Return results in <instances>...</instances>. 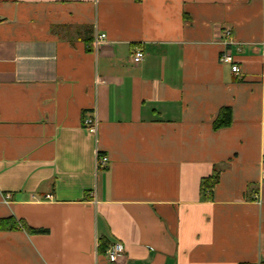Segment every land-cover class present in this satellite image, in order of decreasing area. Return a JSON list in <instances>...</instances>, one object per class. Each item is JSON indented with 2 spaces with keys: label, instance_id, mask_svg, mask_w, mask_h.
Returning <instances> with one entry per match:
<instances>
[{
  "label": "crops",
  "instance_id": "1",
  "mask_svg": "<svg viewBox=\"0 0 264 264\" xmlns=\"http://www.w3.org/2000/svg\"><path fill=\"white\" fill-rule=\"evenodd\" d=\"M263 177L264 0H0V264H264Z\"/></svg>",
  "mask_w": 264,
  "mask_h": 264
},
{
  "label": "built area",
  "instance_id": "2",
  "mask_svg": "<svg viewBox=\"0 0 264 264\" xmlns=\"http://www.w3.org/2000/svg\"><path fill=\"white\" fill-rule=\"evenodd\" d=\"M225 33L227 36H231V29H226ZM107 38V34L106 33H96L94 35V43L95 46L98 47L104 40H106ZM145 56V53L142 49L137 48L134 53L132 54V60L135 64L140 63L143 58ZM220 60L224 63H230L232 66V70L239 74L241 72V67L235 62V58L233 56V54L228 51L225 50L224 52H222L221 56H220ZM84 124L85 127L87 128V130L91 133L96 134L98 131V125H99V120L98 117L96 115H90L88 117L85 118L84 120ZM109 160L107 156H99L98 157V165L100 166H106L108 164ZM264 180V177H263ZM124 252V248L122 247L120 242H113L111 243V245L109 246V248L106 251V254L109 258V260L111 262L117 261L118 258L123 254ZM253 264V263H251Z\"/></svg>",
  "mask_w": 264,
  "mask_h": 264
},
{
  "label": "trees",
  "instance_id": "3",
  "mask_svg": "<svg viewBox=\"0 0 264 264\" xmlns=\"http://www.w3.org/2000/svg\"><path fill=\"white\" fill-rule=\"evenodd\" d=\"M232 122V112L231 109L223 108L218 116V118L214 121V128L218 129L223 126H228ZM215 179L208 178L203 183V189L205 192L211 191L212 187L214 186ZM18 225L26 228L31 233H46V229L41 228H32L30 227L24 220H17L14 217H8L4 219H0V229H8V228H16ZM103 243L100 245V249L103 250L101 247ZM109 247H107L108 249Z\"/></svg>",
  "mask_w": 264,
  "mask_h": 264
}]
</instances>
